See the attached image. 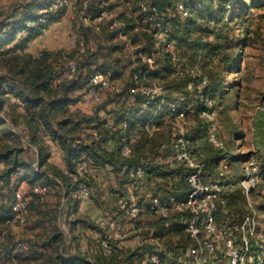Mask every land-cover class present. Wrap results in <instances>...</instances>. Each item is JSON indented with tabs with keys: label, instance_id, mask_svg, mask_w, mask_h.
I'll list each match as a JSON object with an SVG mask.
<instances>
[{
	"label": "rangeland",
	"instance_id": "obj_1",
	"mask_svg": "<svg viewBox=\"0 0 264 264\" xmlns=\"http://www.w3.org/2000/svg\"><path fill=\"white\" fill-rule=\"evenodd\" d=\"M52 1L54 0H0V22L7 23L6 21L15 13V9L28 3L33 6L34 13H45L49 3ZM93 1L96 2L95 0ZM107 1L111 5L110 7L113 12L118 14L124 21L126 17L130 18L134 16L137 19H141L142 22V18L143 21H146V19L144 18L145 16L141 15V11L137 7L138 3L143 2L142 4H146V1L152 2L154 0H133V2L136 1L134 5L137 9H131V7L127 6L130 5V1L132 0ZM155 2L159 4L162 12L160 14L158 9L156 19L147 20L150 22V25L146 26L145 30L148 28L152 29V32L147 33L151 35V38L141 36L139 39L141 44L138 45L140 48H143L142 51L145 54L155 53V57L157 58L156 65L153 68L145 67V62L141 57L138 59L134 58L133 60L136 63L135 67L143 68L138 71H148L145 74L146 77L139 78L135 83L141 89L134 88L127 95L121 96L115 91H105L100 95L99 99H96L89 92L91 87V81H89L86 87L87 97L84 95L83 98L84 93L80 97L81 107L88 112L82 111L87 113V115L97 117L96 121L98 120L99 122L98 125L94 126V128H99L97 134L104 133V135L110 136L114 132L109 128L110 123L119 129H124L131 141L132 147L133 145H140L142 133L146 139H148V136L153 137L158 133L165 132L170 134V138L162 144L163 146L158 152V162L167 161L168 163L170 160H175L185 167V177L182 178V181L188 185L186 193L191 188L189 181L191 169L184 165V162L177 157L176 153L181 143L178 141L177 136L173 135L172 127H180L182 121L178 115L184 112L188 120L186 127H183L186 131V145L194 158L203 164L201 161L202 156L196 152L198 143L199 145H203V142L206 141L209 144L207 139L208 120L216 121L220 133L227 143V148L224 152L228 151L235 156L240 155L243 158L231 161V158L227 157L226 160H221L215 167H211L206 163L203 166V177L207 180H222L226 176L230 177L232 188L229 193L232 195H227L226 202L220 204L217 211V220L218 223H224L233 218L240 220L249 212L247 200L240 188V183L244 176V164L246 160L256 158L260 160L262 167H264V0H193L190 13L186 17L179 14L177 3H186L188 5L187 0H155ZM77 7V10H73L71 6L62 9V11L67 10V13L64 20L59 24L61 26L57 27L59 33L61 29L65 30L64 33L62 32V37L58 44L61 49L71 47L74 20H78V26H83L89 23L87 21L89 18H94L90 14L92 10L80 9V5H77ZM140 9L142 10V7ZM84 17H87V20ZM158 21L162 22L163 27L161 29L154 28L157 27L156 23ZM89 32V41H91L89 44L93 51L97 49L98 44L104 47L107 46L106 43L101 44L102 35L98 34L99 31L89 29ZM42 34H45V32H42ZM167 42H172L174 45L177 60H172L168 54L164 53L163 47ZM125 51L126 53L128 52V55L132 54L131 58L134 57L133 53H136L135 51L131 53L128 50ZM119 54L121 56L122 54L125 55L124 52ZM238 54L240 56L235 59ZM128 59L130 60V58ZM123 60L125 62L128 61L126 58ZM96 67L97 65L92 66L93 69ZM166 67L170 70L169 77L162 78V76H159L157 79L150 77L149 74L151 72L162 71ZM129 69L130 67L126 68L124 75L116 79L113 77L112 80L110 78L113 75L111 67H103L102 71H99L114 85L122 88L130 81ZM0 75H6L5 80L8 82L10 78L13 79L8 71L1 69V67ZM181 81L186 82L185 90L169 94L166 88L171 84ZM220 82L223 83V91L214 93L213 87L216 83ZM17 87L13 83V87L9 92L7 83L5 84L0 81V152L4 150L6 145L15 144L27 149V153H31V146L21 139V137L28 138L22 131L25 128V125L21 124V114H23L21 108L23 105L20 103L21 100L15 96ZM144 87L152 89L153 93L150 95L144 93L142 90ZM86 89H84L85 92ZM202 91L203 94H200ZM157 100L162 104L169 102L170 106L168 107L170 109H166L161 105L155 110L152 109V102ZM138 101L143 102V105L138 103ZM135 104L139 108L136 109V113L131 112L128 119H120L119 115H117V112L120 111L119 109L122 107L129 108ZM173 107H176L177 110H174L176 108ZM164 110H166V115L161 117ZM204 111L208 112V115L204 114ZM159 114L160 116H158ZM143 117H145V120L140 122ZM130 118L137 122L135 124L131 123L132 126L130 124L131 129H133L131 130V135L127 132L129 130L128 123ZM89 128L87 127V129ZM197 130H201V133L199 134L200 137L195 139L194 137L198 133ZM88 134L87 130L83 136L87 138ZM114 145L113 142H109L107 146L115 150L117 146L115 148ZM48 151L50 153V150ZM26 157L28 161L35 163L33 167L37 166L36 168L39 167L40 169V166L37 165L36 157H33L31 154H26ZM4 167L3 163L0 164V171ZM221 171H224L223 175L220 174ZM96 174L97 179L95 183L97 187L98 185H104V194H99V199L102 198L100 199L101 202L97 201L104 211L97 214L95 221L103 216V212L114 213V210H118L117 199L119 196L128 197L133 192L130 191L129 185H125L122 178L118 176L110 177L106 170H102ZM120 184L124 186L123 191L120 189L116 190L117 185ZM37 185L44 184L40 182ZM257 185L253 192V201L259 212V216L257 220V232L252 237L253 260L250 264H264V174L259 178ZM30 187L35 192L33 189L34 185H30L25 181L20 182L17 189H15L14 196L16 197L18 191H28ZM111 192H113L112 198H109V200L104 199L103 196H107ZM138 193L142 196L143 201L146 202L148 196L151 193L154 194V188L145 179ZM179 193H182L178 195L181 199L185 198L188 194ZM51 194L53 193L49 192L48 195L50 196ZM156 194H162L163 197L169 195L158 191ZM95 195L97 194L95 193ZM118 212L121 213L120 211ZM140 219L143 221L149 219L150 228H156V238L147 237L150 233V228L147 227V224H142L140 227L137 225L138 228H136V220L131 221L126 219L127 222L125 221V223L132 224V226L130 225L125 230L127 233L125 238L118 240L115 238L113 241L115 253L117 251H122L123 253L122 255L120 254V261L127 264H143L142 258L144 252L153 246L165 249L166 252L176 259L183 249L193 245V240L186 230V223L180 221L179 217L174 216L175 221H173L171 228L168 230L163 228L164 220L159 219L155 215L151 216L149 214L148 218L145 213H142ZM151 222H153L152 225ZM9 223L11 222L8 219L6 223H0V264H40L41 258L46 257V255L43 256L44 254L40 253L44 252V245L48 242L47 234L51 229L45 230L44 228L37 227L36 221L30 212L27 215L25 224L12 225ZM90 230L93 231L91 236L87 234V230L80 231L77 228L76 234L69 229L68 235L77 237L75 241H79L85 245L89 244L88 247H91L92 243L99 244L102 250L100 243L102 238H100L99 243L96 242L94 235H96L97 231ZM137 234H141V241H144L143 243L138 244L135 241L138 236ZM144 238L145 240H143ZM145 241L152 246L145 243ZM22 243H26L28 247H37L39 250L36 249L38 252L29 250L31 252L26 253V251H23L25 248L22 247ZM74 244L75 246L77 245V243ZM124 247L125 250H121ZM16 249H21V251ZM128 252H132V256ZM225 253L223 252L220 255V260L216 261L212 259L209 264H214L215 261L216 263L225 264ZM103 255L107 258L110 257L104 253ZM128 257L131 258L129 259ZM109 264L117 263L110 262Z\"/></svg>",
	"mask_w": 264,
	"mask_h": 264
},
{
	"label": "trees",
	"instance_id": "obj_2",
	"mask_svg": "<svg viewBox=\"0 0 264 264\" xmlns=\"http://www.w3.org/2000/svg\"><path fill=\"white\" fill-rule=\"evenodd\" d=\"M130 2V5L127 6L131 7V9H137V7H139L141 15L145 16L144 18L146 19V21H143L142 18L141 22V19H137V17L134 16L130 18L126 17V19L124 18L128 25L129 35L132 37L134 43L138 45L141 44L139 40L141 36L151 38V35L147 34L148 32L145 30L146 26L150 25V22L147 21V13L140 9L143 2L138 3L137 7L134 5L136 1L133 2L132 0ZM145 3L156 5L161 14L162 9L155 0L152 2L146 1ZM187 3L191 9L193 0H187ZM78 4L80 5V9H83L81 0ZM32 7L30 3L22 5L15 9V13L6 21L7 23L0 22V67L8 71L9 75L13 78H10L8 82L5 80L6 75H0V81L5 84L7 83L9 92L13 87V83L18 86L15 96L21 100L23 103L22 108L24 109L22 110L23 114H21V124L27 127L30 133L31 143L38 150V157L36 159L40 169L39 167L37 169V166L33 167L35 163L27 160L26 154L30 155L31 153H27V149L21 148L18 145H6L4 150L0 152V164L3 163L5 165L0 171V223H6V220L11 216L12 211L9 203L14 196L16 185L22 181L34 186L41 182L48 186V191L56 195L58 200L53 204L50 203V205L44 203L38 195L34 194L29 205V212L36 221V226L51 229L47 234L48 242L44 245V252L40 253L42 255L44 254L43 256L46 255V257L41 258L40 264H109L110 262H120V256L123 254L122 251L114 252L107 258L103 255L99 244H95L94 259L92 260L81 253H68L67 250L69 249V245L65 241V236L57 227L59 200H61L63 196H66V201L68 202L66 220L67 223H69L71 232L75 227L80 226V229L90 228L96 230L100 238H103L105 236V230L97 222V224L91 223L78 215L80 199L77 197L76 191L79 183L74 182L72 177L65 172V169L69 172H75L77 162L86 161L88 163V171L84 172L81 181L91 183L94 181L92 179V172L97 173L106 170L107 172L110 171V177L118 176L122 178L125 185H127L131 169L134 166L141 165L146 169L143 182L146 179L152 184L154 194L158 191L161 193L163 192V194H174L178 197L179 194H182L179 192L185 194L188 190V185L182 181V178L185 177V167L175 160H170L168 163L156 162L155 158H158V152L162 148V144L167 142L170 138V134L165 132L158 133L153 137L148 136V139H146L142 133L140 145H133V153L128 157L122 156L119 150L120 135L117 131H114L110 136L107 134L106 136L103 133L98 140L93 139L90 142H86L82 139L80 134L83 125H90L94 122H97L96 125H98L99 121H96V116L82 114L79 111H72L70 109L71 105L77 103L80 99L81 94L79 91L86 89L90 81L89 78L96 69L101 70L103 67H111L113 75L110 78L112 80L113 77L116 79L124 75L125 69L130 67L128 71L130 81L125 87H119L121 90L116 92L119 93V96L127 95L128 92L137 88L135 83L139 78L141 79L143 76L146 77L145 74L148 72L138 71L143 68L135 67L136 63L133 61L134 58H140L137 53L139 50H143V48L139 47V49L135 51L136 53H133L134 57L131 58L132 54L128 55V52L126 53L123 46L114 41V31L103 26L98 34L102 35L101 44L107 42V46L104 47L98 44L97 49L94 51L92 47L89 46L85 52L80 54L81 58L78 62L76 75L73 78H62L61 76L65 74L67 61L79 54V48L70 47L68 49H59L56 51L44 50L38 56H34L30 53L28 48L33 39L43 35L42 28H49L52 21L59 20L63 16L64 11L50 14L48 16V22L42 24L39 18L44 15V13L36 14L33 12L34 9ZM90 10H92L93 17H96L100 11L99 4L93 1ZM30 21L35 22L36 25L30 26L28 24ZM76 27L77 25H74V29ZM78 27L80 38L86 43L91 42L89 41V29L83 26ZM135 27H139V29L135 30ZM121 52H124L125 55L122 54L121 56V54H119ZM165 54L167 55V53ZM238 56H240V54H238L235 59L238 58ZM122 58H126L128 61L125 62ZM128 58H130V60ZM156 59L155 65L157 62ZM94 65H97L95 69L92 68ZM146 66L148 65L145 63V67ZM135 74L138 75L137 78H135ZM169 74L170 70L166 67V69L162 71H153L149 75L151 78L157 79L159 76H162V78L169 77ZM185 87L186 82L181 81L169 85L166 89L169 94H173L175 91L185 90ZM223 89V83L220 82L216 83L212 90L214 93H220ZM200 94H203V91ZM138 103L143 105V102L138 101ZM169 104V102L162 104L157 100L152 102L151 107L155 110L161 105L166 109H170L168 107L170 106ZM136 109H139L136 104L129 108L122 107L119 109L120 111L117 112V115H119L120 119H128L131 112L136 113ZM165 112L166 110L162 112L161 117L166 115ZM158 116H160V114ZM142 120H145V117H143L140 122H143ZM131 123L135 124L137 122L131 118L129 119V130L127 132L130 135L132 132L131 130H133L131 129L132 127H130ZM200 131L201 130H197L198 133L195 135V139L200 137ZM45 136L51 137L52 140L57 141L62 147L65 154L64 169L49 162L50 157L44 139ZM115 138L117 142L114 140ZM109 140L116 142L114 146L115 148L117 146V148L115 150L107 146L106 142ZM226 148L217 149L210 141L209 144L205 141L203 145H199L198 143L196 152L202 156L201 161L203 165L208 163L211 167H215L221 160H226L227 157H230L231 161L241 160V158H243L240 155L235 156L228 151L224 152ZM108 167H110V169H107ZM95 193H97V189ZM95 193L92 195L91 199L95 198ZM43 206L46 208H43ZM46 223H48V226L45 225ZM74 238L76 239L77 237ZM76 242V246L81 244L79 241ZM252 243L251 239V244ZM29 248L31 250L37 249V247ZM49 249L50 253L46 254ZM128 254L132 256V252H128Z\"/></svg>",
	"mask_w": 264,
	"mask_h": 264
},
{
	"label": "built area",
	"instance_id": "obj_3",
	"mask_svg": "<svg viewBox=\"0 0 264 264\" xmlns=\"http://www.w3.org/2000/svg\"><path fill=\"white\" fill-rule=\"evenodd\" d=\"M79 1L80 0H54L49 3L44 15L39 18V21L42 24H46L50 14L59 13L65 7L67 8V6L68 8L71 6L73 10H77ZM92 1L93 0H81L82 8L84 10L90 9ZM95 1L100 7L99 14L93 19L89 17V20H87V17H84V19L91 23L97 31H100L103 26L114 31V41L121 44L123 48L130 53L138 50L139 45L135 44L132 37L129 35L127 23L121 19L118 14L113 12L109 2L107 0ZM177 5L181 16L186 17L189 15L191 10L190 6L186 3H177ZM141 7L142 11L147 13V20L151 21L156 19L158 15L157 6L142 4ZM28 24L30 26L36 25L33 21H30ZM156 26L157 27L154 28L161 29L163 27L162 22L158 21ZM138 29L139 27H135V30ZM46 31L47 28L43 27L42 32L46 33ZM146 31L152 32V29L148 28ZM72 38L71 48H79V54L69 59L66 63L65 76L68 78H73L76 75L78 62L81 58L80 54L85 52L90 46L89 43H86L80 38L78 26L74 29ZM163 50L172 60H177L172 42L165 43ZM137 55L140 56L149 67L153 68L155 66V53L145 54L142 50H139ZM137 76L138 75L135 74V78H137ZM90 81L91 87L89 92L96 99H99L100 95L105 91L118 92L121 90L99 70L91 75ZM137 89L141 88L137 87ZM142 90L148 95L153 93L152 89L146 87L142 88ZM174 110H177V108ZM204 114L208 115V112L204 111ZM178 117L181 119L182 124L180 127L173 126L172 132L181 143L176 153L177 157L191 169L189 175L191 185L190 191L186 197L182 199L174 194L163 197L162 194L151 193L145 202L138 191L142 188L146 169L141 165L134 166L130 171L127 183L130 191L133 192L128 195V197L119 196L117 199L118 210H114V213L103 212V216L96 221L105 229V236L100 240L102 253L111 256L115 252V248L113 247L114 239L117 238L116 240H118L125 238L127 233L121 226L122 222H127L126 219L138 221L140 215L145 213L147 217L151 214V216L155 215L159 219L164 220L163 228L165 230L171 228L173 221H175L174 216L179 217L180 221L186 223V230L193 240V245L183 249L176 259L166 252L165 249L155 248L153 246L144 252L142 258L143 264H209L212 259L216 261L220 260V255H222L223 252H226L225 264H250L253 260L251 239L257 232V220L259 216V212L253 201V192L258 186L259 178L264 174V167H262L260 160L256 158L248 159L245 162L244 176L241 180L240 188L247 200L249 212L240 220L233 218L224 223H218L217 211L220 204L226 202L227 195L232 188L230 177L226 176L222 180H207L203 177L204 165L194 158L186 145V131L183 127H186L188 124L187 117L184 112H181ZM109 128L115 132H119V150L122 156H131L133 147L130 144L131 141L126 131H124V129H119L112 123L109 124ZM207 134L209 141L215 148H226L225 138L221 135L216 121L208 120ZM85 171H88V163L86 161L77 162L75 172H69L65 169V172L72 177L73 181L79 183L76 191L77 197L80 199H91L97 189L95 183L97 174L96 172H92V179L94 181L88 183L81 181ZM220 174L223 175L224 171H221ZM33 189L39 194H46L49 190L47 185H35ZM25 193H28V191L21 190L16 193L15 200L12 204L14 213L8 219L9 222H12L17 217L21 218L22 210L27 208L28 196ZM155 230V227L150 228V233L147 237L156 238ZM143 240H145V238ZM145 243L148 242L145 241ZM22 247L25 249L29 248L26 243H22ZM216 261L214 264H221L216 263Z\"/></svg>",
	"mask_w": 264,
	"mask_h": 264
},
{
	"label": "crops",
	"instance_id": "obj_4",
	"mask_svg": "<svg viewBox=\"0 0 264 264\" xmlns=\"http://www.w3.org/2000/svg\"><path fill=\"white\" fill-rule=\"evenodd\" d=\"M66 13H67V10L65 11V13L63 14V16L59 20L52 21L51 24H50V26H49V28H48V30H47V32L45 34L40 35V36L36 37L35 39H33L31 41V43L29 44V48H28V51L30 53H32L34 56H38L44 50L56 51V50L61 49V47L58 46V44H59V41H60V39L62 37V32L64 33L65 30H62L61 29L60 30L61 32L59 33L57 27L58 26H61L59 24L64 20V17L66 15ZM90 14H91V16H93L92 13H90ZM74 25H77L78 26V20L77 19H76V21L75 20L73 21V26H72L73 29H74ZM83 27L88 28V29H91L93 31L95 30V28L93 27V25L91 23H87V24L83 25ZM104 43H107V42H103V44ZM61 77L62 78L65 77L66 78L65 74H63ZM79 93L80 94H83L84 93L83 94V98H84V95H85V97H87L86 96L87 95V89H86V92L84 90H81V91H79ZM80 100L81 99H79L77 103L71 105L70 109L72 111H79L80 113L87 115V113L84 112L86 110L81 107L82 103H81ZM20 103H22V102H20ZM22 105H23V103H22ZM21 110H24V109L21 108ZM82 110H84V111H82ZM86 112H88V111H86ZM101 120H104V119H101ZM106 121H110V120H106ZM96 124H97V122L91 123L90 125H83V129H82L80 135L83 136L84 132H87V130L89 132L87 138H86V136H83L82 137V139L84 141L90 142L93 139L94 140H98L102 136V133L97 134L99 132L98 131L99 128H96V127L94 128V126ZM87 127H90V128L87 129ZM25 128L22 129V131H23V133H25V135H26V137L28 139H25L24 137H21V139L24 142H27L28 143L27 145L31 146V148H30L31 154L33 155V157H36L37 158L38 157V150H37V148L35 146L32 145L31 139H30V133L27 130V127L26 126H25ZM44 139H45V142L47 144L48 150H50V153H49V157H50L49 158V162H51L52 164L58 166L61 169H64L65 168V154H64V151H63L62 147L60 146V144L57 141L52 140V138L49 137V136H45ZM109 142H113V145H114V143H116V142H114L112 140H109V141L106 142V144L109 145ZM155 160H156V162H158V158H155ZM107 169H110V167H108ZM109 172L110 171H108V173ZM17 186L18 185H16V188L15 189H17ZM22 186H24V185H22ZM103 187H104V185H98V187H97V193H96L97 195H95L94 196L95 198H93V199L84 200V199H80L79 198L80 199V202H79L78 215L80 217H82L83 219H85V220H88V221L91 220V221H89L91 223L97 224L96 221H95L97 219L96 218L97 214H99L102 211H104L103 209H101V205H99L98 202H97V201H100L99 200V194H101V193L104 194ZM123 187H124L123 185H117L116 190H118V189L122 190ZM32 191L33 190L30 187V189H28V193H27L28 194V200H27L28 204H27V208L25 210H22V212H21L22 217L20 219H17L19 217L15 218L12 222H16V223H12L11 222L10 224H12V225H14V224H21V225H23V224L26 223L27 215L29 214V205H30V202L33 199V195L34 194L38 195L43 200L44 203H48V204L51 203V204H53L54 202H56L58 200L56 195H53V194H51L50 196L48 195L49 192H51V191H49L48 193H46L44 195L43 194L36 193V192H33L32 193ZM14 195H15V193H14ZM228 195H230V193H228ZM112 196H113V192H111L107 196H103V197H104V199L109 200V198H112ZM100 199H102V198H100ZM14 200H15V196H13L12 200L9 203V205L11 207V211H12L11 216L14 213V209H13V205H12ZM66 200H67L66 199V196H63L61 198V200H59L60 204L58 206V208H59V215H58V221H57V225L58 226L57 227H58L59 231L65 236V239H66L65 241L69 245V249L67 251H68V253H75V252L76 253H81V254L87 256L88 259H91L92 260V259H94L93 258V254L95 252V250H94L95 249V243L94 244L92 243V245H90L91 247H88L89 245H85L84 243L83 244L81 243L80 246H77L76 247L75 244H74V243H77L75 241V238L73 237V235L72 236L71 235H68V231H69L70 227H69V223H67V220H66V218H67L66 211L68 210V202ZM52 206H54V205H52ZM43 208H46V207L43 206ZM69 217H71V216H69ZM71 218H69V219H71ZM142 224H147L148 225L147 227L150 228V226H149V219L147 221H143V220L139 219L138 221H136L135 227L138 228V227L142 226ZM152 224H153V222H151V225ZM45 225L48 226V223H46ZM130 225L132 226V224H130ZM130 225H129V223H125V222H122L121 223V226H122V228L124 230H126L127 228H129ZM137 225H138V227H137ZM76 228L78 230H80V231H83V230L86 231L87 230V234L89 236H91V234H93V231H91L89 228H82V229H80V226H77V227H75L73 229L72 232L75 233V234L77 233ZM44 229L46 230V228H44ZM94 236L96 238V242H98V240L100 239L99 233L97 232L96 235H94ZM141 239H142V236L140 234V235H138L136 237V240L135 241H137L138 244H140L141 242L143 243V241H141ZM86 243H89V242H86ZM125 246H126V244H125ZM16 250H20L21 251V249H16ZM29 250H31V249H28V250L25 249L23 251H26V253H30L31 251H29ZM37 250L36 249H33L32 251L38 252ZM121 250H125V247L122 248ZM49 253H50V249H49V251L46 254H49ZM117 264H127V263H125L123 261H120V262H117Z\"/></svg>",
	"mask_w": 264,
	"mask_h": 264
}]
</instances>
